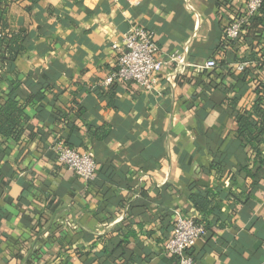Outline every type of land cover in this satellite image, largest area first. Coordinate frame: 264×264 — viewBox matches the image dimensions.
I'll return each instance as SVG.
<instances>
[{
    "label": "crops",
    "instance_id": "0c3cea01",
    "mask_svg": "<svg viewBox=\"0 0 264 264\" xmlns=\"http://www.w3.org/2000/svg\"><path fill=\"white\" fill-rule=\"evenodd\" d=\"M244 2L10 7V19L30 32L14 64L16 94L26 98L25 82L33 95L45 88L47 100L41 111L26 107L19 141H0V264H178L162 249L178 214L210 230L190 250L197 264H264V171L257 175L256 153L236 139L237 117L264 109V30L232 42L224 35ZM134 25L153 33L158 60L183 58V67L162 66L151 92L103 84L118 67L113 46ZM207 60L215 71L198 68ZM101 127L110 128L103 139L94 135ZM61 139L93 153L92 183L56 161ZM192 194H210L208 215L193 208Z\"/></svg>",
    "mask_w": 264,
    "mask_h": 264
},
{
    "label": "built area",
    "instance_id": "2783aa9c",
    "mask_svg": "<svg viewBox=\"0 0 264 264\" xmlns=\"http://www.w3.org/2000/svg\"><path fill=\"white\" fill-rule=\"evenodd\" d=\"M129 3H131L129 1ZM263 0H246L243 14L232 20L230 25L225 28V39L229 41H239L245 32L244 25H248L253 17L261 8ZM138 5V2H135ZM118 53L117 70L106 78L105 86L113 83H128L143 91L151 92L156 87L161 68L166 63H174L176 66L183 67V58L178 52H174L168 61L162 62L156 58V46L153 41V33L141 26L130 27L122 37L120 47L113 46ZM194 65H192L193 67ZM246 64L235 67L238 73H243ZM203 70H213L216 63L207 60L202 66ZM264 70V65L262 67ZM56 161L76 175L84 183H90L95 178L97 166L92 152H78L67 147L61 141L54 146ZM206 236L203 225L196 224L193 219L178 214L174 219L173 229L163 243V253L174 257L178 264H197L188 251L198 241H202Z\"/></svg>",
    "mask_w": 264,
    "mask_h": 264
},
{
    "label": "trees",
    "instance_id": "16d2710c",
    "mask_svg": "<svg viewBox=\"0 0 264 264\" xmlns=\"http://www.w3.org/2000/svg\"><path fill=\"white\" fill-rule=\"evenodd\" d=\"M40 0H0V95H4L6 99H0V141L13 140L19 141L22 135L27 130L28 116L25 112L26 107L30 104L37 105L38 111L42 108V104L47 100L45 95V88L36 95L31 94L27 90V83L23 82L25 99L19 100L17 89L18 72L15 71L14 64L16 60L25 52L26 43L29 39L30 32L27 28L19 27L16 22L10 19V7L14 3H27L26 11L34 8ZM246 3V0H245ZM248 25H244L243 29L249 38L261 37L264 30V0L261 8L257 11ZM217 68V67H216ZM213 69L214 71L216 70ZM255 112L260 116V120L256 121L254 113H242L236 120V139L243 147L249 146L256 153V162L259 166V172L264 171V162L261 156L263 138H264V109L255 107ZM83 109L77 105V112L74 116L79 117ZM65 121L68 123L67 118ZM110 132V128L101 127L95 129L94 135L96 138L103 139ZM61 142L67 147L71 145L66 140ZM0 142V150H1ZM256 180V177L254 178ZM259 178H257V181ZM94 181V180H93ZM92 181V182H93ZM90 182V183H92ZM88 183V184H90ZM232 198V197H231ZM190 202L193 208L201 215H208L212 210L210 209V194L202 198L199 195H191ZM196 224L203 225L206 230V236L202 239L203 242L207 240V234L210 231L208 226L200 219H193ZM191 250V249H190ZM188 254L193 257L191 251ZM175 259L174 257H172ZM195 260V258L193 257ZM176 260V259H175ZM177 261V260H176Z\"/></svg>",
    "mask_w": 264,
    "mask_h": 264
}]
</instances>
